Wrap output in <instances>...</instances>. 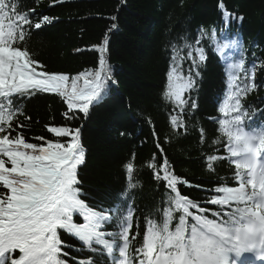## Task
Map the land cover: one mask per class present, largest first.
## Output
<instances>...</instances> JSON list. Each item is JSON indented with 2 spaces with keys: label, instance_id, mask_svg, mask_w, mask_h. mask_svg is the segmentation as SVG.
I'll use <instances>...</instances> for the list:
<instances>
[{
  "label": "snow or ice",
  "instance_id": "1",
  "mask_svg": "<svg viewBox=\"0 0 264 264\" xmlns=\"http://www.w3.org/2000/svg\"><path fill=\"white\" fill-rule=\"evenodd\" d=\"M224 17L227 22L226 11ZM50 23L34 8L21 10L19 0H0V264H264V124L253 123L256 113L264 116V110L250 113L243 103L258 87L256 64L247 67L241 58L228 65V94L218 121L227 154H208L205 160L206 170L212 173L217 163L228 162L235 186L217 184L206 190L196 185L206 193L202 201L182 194L181 185H192L174 174L166 156L157 166L155 160L163 154L157 142L160 153L154 154L148 167L165 189V206L157 210L162 213L158 220L145 218L141 239L130 199L137 187L131 182L133 163L126 164L129 182L111 206H93L84 198L78 178L86 158L81 128L49 126L47 132L56 139L36 137L41 144L28 142L21 131L27 123L18 117L30 119L24 108L37 93L59 96L66 105L65 119L74 121L103 102L109 81L116 83L104 47L96 49L101 53L97 70L70 78L47 72L19 46L32 29ZM206 34L200 30L194 41L182 37L183 45H172L164 95L179 109L170 119L173 129L187 131L184 114L197 107L185 93L194 89L191 73L206 59L205 49L199 46ZM186 60L192 61L187 75L181 68ZM17 251L18 258L13 255Z\"/></svg>",
  "mask_w": 264,
  "mask_h": 264
},
{
  "label": "trees",
  "instance_id": "2",
  "mask_svg": "<svg viewBox=\"0 0 264 264\" xmlns=\"http://www.w3.org/2000/svg\"><path fill=\"white\" fill-rule=\"evenodd\" d=\"M19 3L21 10L34 8L51 19L42 29H32L30 36L19 44L47 72L67 74L70 78L94 72L101 55L96 49L105 48L104 56L116 83L108 82L110 91L102 103L90 108L87 117L79 114L74 121L66 120L63 114L67 109L62 99L45 93L27 100L24 113L29 120L18 117L27 123V128L21 131L30 143L41 144L36 139L41 136L56 139L47 132L49 126L81 128L86 158L78 169V178L89 204L111 206L110 202L129 182L126 164L133 163L131 182L137 187L130 199L142 239L145 218L158 220L162 213L157 210L165 206V189L158 186L153 170L148 167L154 154L160 153L157 142L163 148V154L155 160L157 166L166 156L174 174L192 185H181L182 194L202 201L206 193L196 185L206 190L217 184L235 186L228 162L217 163L215 173L205 167L208 154H227L226 137L220 132L218 121L223 118L219 109L228 93L229 69L223 65L221 56L227 51V44L234 43L239 52L232 62L242 58L247 67L256 64L254 82L258 87L243 103L250 113L264 110V0H61L59 3L19 0ZM224 11L229 14L227 22ZM200 30L207 33L199 45L205 49L206 59L191 73L196 81L194 89L185 93V98L194 100L197 107L184 114L187 131L173 129L170 119L179 109L164 95L172 64V45H183L182 37L194 41ZM221 45L226 47L218 51ZM191 65V60L184 61L182 72L189 74ZM78 83L83 86V80ZM253 123L264 124V116L256 113ZM217 139L221 142L214 144Z\"/></svg>",
  "mask_w": 264,
  "mask_h": 264
},
{
  "label": "rangeland",
  "instance_id": "3",
  "mask_svg": "<svg viewBox=\"0 0 264 264\" xmlns=\"http://www.w3.org/2000/svg\"><path fill=\"white\" fill-rule=\"evenodd\" d=\"M231 48H235V44L234 43H232V44H230V43H228L227 44V49H231ZM237 51L235 50L234 51V54L236 53ZM222 61H223V63L225 64V65H227V64H229L230 63V59L228 58V56H227V53H225L223 56H222Z\"/></svg>",
  "mask_w": 264,
  "mask_h": 264
},
{
  "label": "bare ground",
  "instance_id": "4",
  "mask_svg": "<svg viewBox=\"0 0 264 264\" xmlns=\"http://www.w3.org/2000/svg\"><path fill=\"white\" fill-rule=\"evenodd\" d=\"M231 52L228 53L229 56H231L232 54H234L233 50H230Z\"/></svg>",
  "mask_w": 264,
  "mask_h": 264
}]
</instances>
